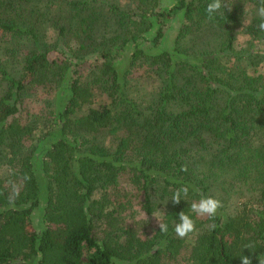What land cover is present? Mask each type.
<instances>
[{
    "label": "trees",
    "instance_id": "trees-1",
    "mask_svg": "<svg viewBox=\"0 0 264 264\" xmlns=\"http://www.w3.org/2000/svg\"><path fill=\"white\" fill-rule=\"evenodd\" d=\"M174 1L160 11V0H0V31L30 47L17 73L0 59V264H241L242 254L258 264L259 0H226L212 19L209 0ZM142 66L150 92L129 75ZM37 88L50 98L30 127L20 114ZM201 195L221 200L213 219L191 213ZM126 199L163 209L168 232L117 234L110 221ZM180 211L196 225L185 238Z\"/></svg>",
    "mask_w": 264,
    "mask_h": 264
},
{
    "label": "rangeland",
    "instance_id": "rangeland-1",
    "mask_svg": "<svg viewBox=\"0 0 264 264\" xmlns=\"http://www.w3.org/2000/svg\"><path fill=\"white\" fill-rule=\"evenodd\" d=\"M124 4H132V0H117ZM174 0H160L159 10L167 9L173 6ZM181 14V13H180ZM177 18L169 23L168 37L164 39V43L170 41L175 33V27H177ZM263 45V42H260ZM29 42L25 38L20 36L12 35L0 31V59L5 62L10 70L17 73L18 70V56L20 53L29 50ZM259 71H264V66L258 67ZM151 70L146 67H137L130 72V77L139 79L145 86L148 92L152 90L150 83ZM50 94L39 88L32 89L26 96L24 107L21 109L20 117L26 125L30 127H38L39 115L46 109V102L49 100ZM2 176L6 177V171L1 173ZM125 207L116 208L113 217L110 221V227L117 234L122 233L128 228L141 230L148 235L155 232L158 227V220L160 218L162 222L166 220V214L163 209H157L151 214H145L139 205L133 200H124ZM154 215V216H153ZM156 216V217H155Z\"/></svg>",
    "mask_w": 264,
    "mask_h": 264
},
{
    "label": "clouds",
    "instance_id": "clouds-1",
    "mask_svg": "<svg viewBox=\"0 0 264 264\" xmlns=\"http://www.w3.org/2000/svg\"><path fill=\"white\" fill-rule=\"evenodd\" d=\"M225 7L229 8L226 0H209L205 7V13L209 19H212L217 13L221 12ZM256 16L259 18V23L257 25L261 32H264V0H259V4L256 8ZM189 194V186L185 185L177 189L170 197L174 204H178L183 197H187ZM222 202L214 196H204L201 195L198 200H194L190 204V211L198 217H207L213 219L218 210L222 207ZM154 216V215H153ZM156 217V216H155ZM158 220L159 231L162 233L168 232V225L161 221L160 218L156 217ZM178 223L174 225V232L177 237L185 238L188 237L190 233L196 232L195 221L191 215L186 214L184 211L178 213ZM216 225L213 223L210 225V229H214ZM244 248L251 249V245H245ZM241 264H252L251 258L246 255L239 256ZM258 264H264V254L257 257Z\"/></svg>",
    "mask_w": 264,
    "mask_h": 264
}]
</instances>
